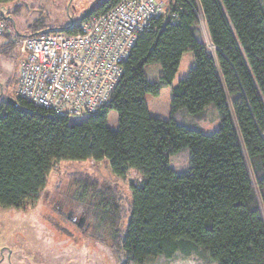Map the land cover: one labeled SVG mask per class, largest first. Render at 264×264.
Segmentation results:
<instances>
[{"label": "trees", "instance_id": "16d2710c", "mask_svg": "<svg viewBox=\"0 0 264 264\" xmlns=\"http://www.w3.org/2000/svg\"><path fill=\"white\" fill-rule=\"evenodd\" d=\"M120 1H100L82 22ZM161 6L124 60L111 101L97 113L71 121L16 93L18 106L0 102V207H34L60 162L108 160L118 179L131 170L140 178L128 183V206L114 184L83 172L72 174V198L90 229L108 233L120 264L178 256L201 264H264V0ZM82 22L29 36L74 34ZM13 45L8 41L3 51ZM188 51L193 65L171 89L170 118L151 115L146 96L172 85ZM151 64L162 67L158 79L146 72ZM111 111L117 130L108 126ZM210 112L219 119L213 130L206 124ZM183 149L190 163L177 171L171 158Z\"/></svg>", "mask_w": 264, "mask_h": 264}, {"label": "rangeland", "instance_id": "374dc122", "mask_svg": "<svg viewBox=\"0 0 264 264\" xmlns=\"http://www.w3.org/2000/svg\"><path fill=\"white\" fill-rule=\"evenodd\" d=\"M100 1L102 0H12L0 3V18L6 24L4 35L0 36V102L16 93L17 77L24 59L15 44V36H29L42 30L78 25ZM165 1L158 2L164 5ZM201 26L206 36L205 24L202 22ZM10 40H13L14 45L4 52V44ZM193 61V52H186L172 85L164 87L159 96H146L151 115L170 118L171 89L188 75ZM145 69L151 79H158L162 74L159 64L147 65ZM210 113L206 124L209 130H213L218 126L219 119L215 118L213 112ZM81 119L84 118L72 117L71 121ZM183 123L189 127H200L193 122ZM118 124V114L111 111L108 126L117 130ZM171 162L175 170H186L190 163L189 149L174 154ZM78 172L114 184L123 195L125 206H128L131 199L128 183L140 180L134 170L128 173L126 179H118L112 173L108 160L58 163L48 175L47 186L34 207H0V264H120L119 258L107 246L110 238L106 231L103 234L93 231L88 219L89 226L84 225L83 230H79L76 223L65 217L68 211L73 210L78 216L83 211L81 207L75 210L76 202L72 198V191H76L72 174ZM58 208L64 215H59ZM100 235L104 241L100 240ZM147 264L201 263L193 258L178 256L171 260L151 259Z\"/></svg>", "mask_w": 264, "mask_h": 264}, {"label": "built area", "instance_id": "2783aa9c", "mask_svg": "<svg viewBox=\"0 0 264 264\" xmlns=\"http://www.w3.org/2000/svg\"><path fill=\"white\" fill-rule=\"evenodd\" d=\"M162 12L157 0H121L81 30L15 36L24 59L16 94L56 114L82 118L108 104L139 33ZM6 25L0 19V36Z\"/></svg>", "mask_w": 264, "mask_h": 264}, {"label": "flooded vegetation", "instance_id": "af4514ba", "mask_svg": "<svg viewBox=\"0 0 264 264\" xmlns=\"http://www.w3.org/2000/svg\"><path fill=\"white\" fill-rule=\"evenodd\" d=\"M57 212L59 213V215H64L63 211L59 210V208H58ZM65 215H66L65 217L67 219L71 220L72 222L76 223L77 225H80L81 227H84V225H86L87 227L89 226L88 225L89 222H87V216H86L85 212H82L81 215L78 216L72 210V211H68L67 214H65Z\"/></svg>", "mask_w": 264, "mask_h": 264}, {"label": "water", "instance_id": "95a60500", "mask_svg": "<svg viewBox=\"0 0 264 264\" xmlns=\"http://www.w3.org/2000/svg\"><path fill=\"white\" fill-rule=\"evenodd\" d=\"M5 101L8 104H13L15 106H18L19 105V103L13 97H7Z\"/></svg>", "mask_w": 264, "mask_h": 264}, {"label": "crops", "instance_id": "0c3cea01", "mask_svg": "<svg viewBox=\"0 0 264 264\" xmlns=\"http://www.w3.org/2000/svg\"><path fill=\"white\" fill-rule=\"evenodd\" d=\"M5 45V44H4Z\"/></svg>", "mask_w": 264, "mask_h": 264}]
</instances>
